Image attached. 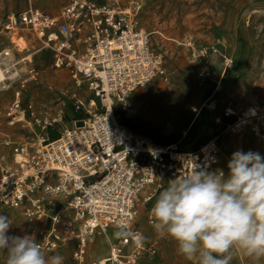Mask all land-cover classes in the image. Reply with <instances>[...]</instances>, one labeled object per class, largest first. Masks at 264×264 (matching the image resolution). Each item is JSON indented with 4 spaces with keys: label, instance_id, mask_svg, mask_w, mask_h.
Returning <instances> with one entry per match:
<instances>
[{
    "label": "built area",
    "instance_id": "obj_1",
    "mask_svg": "<svg viewBox=\"0 0 264 264\" xmlns=\"http://www.w3.org/2000/svg\"><path fill=\"white\" fill-rule=\"evenodd\" d=\"M141 10L140 0H67L55 13L29 5L9 15L4 25L8 32L33 35L39 48L51 53V67L67 71L75 88L85 86L97 100L59 90L55 108L25 102L26 82L37 77L29 68L12 101L0 111L7 127L27 131V139L4 134L0 140V209L18 211L50 253L70 245L74 264H136L143 250L138 241L115 237L103 262L87 260L88 243L117 225L131 228L139 208L157 198L168 181L186 174L192 163L210 172L218 164L214 140L190 150L181 149L179 142L158 146L118 123L113 108L134 116L132 93L156 78L167 79L163 55L139 26ZM179 44L194 59L216 51L215 45L204 49L191 40ZM230 64L225 61V68ZM200 75L207 79L210 73ZM219 85L202 105L191 107L193 120L202 108L216 109L213 96ZM67 99L76 114L70 127L64 125ZM213 123L225 133L264 143V104L239 111L227 104ZM53 132H58L55 139ZM129 240L133 248L125 251Z\"/></svg>",
    "mask_w": 264,
    "mask_h": 264
},
{
    "label": "rangeland",
    "instance_id": "obj_2",
    "mask_svg": "<svg viewBox=\"0 0 264 264\" xmlns=\"http://www.w3.org/2000/svg\"><path fill=\"white\" fill-rule=\"evenodd\" d=\"M67 0H0V69L4 80L0 81V111L12 101L20 80L27 78V70L37 71L35 81H27L22 98L34 106L55 108L59 90L75 91L84 101L97 100L85 86L75 88L65 70L51 67L52 55L40 49L39 43L28 32L18 31L21 37L14 38L13 32L5 30L7 17L24 10L29 5L57 12ZM97 3L105 0H94ZM123 3L128 0H121ZM142 10L139 26L149 32L153 47L164 57L166 81L156 78L150 84L137 88L131 95L136 109L132 123L140 131L156 136L162 142H179L178 146L190 150L201 139L214 140L219 147L216 171L222 170L227 177V164L237 150L258 152L264 156V143H258L249 135L236 136L220 131L213 124L221 108L230 104L239 111L253 104H264V0H140ZM191 40L197 47L209 49L205 58L194 59L190 51L179 43ZM7 53L8 56L3 57ZM225 61L230 66L225 68ZM15 65V66H13ZM210 76L203 79L201 72ZM17 72L18 77H16ZM219 91L214 111L202 108L193 120L191 107H199L213 93L216 83ZM71 100L64 107V125L70 127ZM98 111L100 105L97 104ZM218 130V132H217ZM27 139V131L18 127H7L0 119V140L3 135ZM51 135L58 136V132ZM167 187V186H163ZM144 194H141V199ZM153 198L139 208L131 229L146 238L141 243L136 264H193L181 256L176 243L170 238L159 237L148 221L149 211L155 203ZM12 223L8 235H31L29 226L18 211L0 209ZM115 229L95 234L87 246V260L103 259L110 245L116 242ZM35 238V237H34ZM133 248L129 240L125 251ZM71 246L55 253L64 257V264H74ZM51 253V254H55ZM0 264H3L0 259ZM231 264H264V258H252L234 250Z\"/></svg>",
    "mask_w": 264,
    "mask_h": 264
},
{
    "label": "clouds",
    "instance_id": "obj_3",
    "mask_svg": "<svg viewBox=\"0 0 264 264\" xmlns=\"http://www.w3.org/2000/svg\"><path fill=\"white\" fill-rule=\"evenodd\" d=\"M192 165L155 199L150 210L155 233L173 240L193 264H231L234 250L254 261L264 258V156L237 150L227 164V177L222 170ZM11 225L0 214L3 264H64L62 255L51 254L34 236L8 235ZM114 236L146 240L123 225H117Z\"/></svg>",
    "mask_w": 264,
    "mask_h": 264
},
{
    "label": "trees",
    "instance_id": "obj_4",
    "mask_svg": "<svg viewBox=\"0 0 264 264\" xmlns=\"http://www.w3.org/2000/svg\"><path fill=\"white\" fill-rule=\"evenodd\" d=\"M113 112H114V115L117 116L118 118V123L127 128L129 131L133 132V133H136V134H139L143 137H146L148 138L152 143H154L155 145H158V146H166V145H169L171 143H165V142H162L161 140H159L156 136H154L153 134H149V133H143V132H139L140 129H139V126L137 124H134L132 123V119L131 117H128L126 116L125 112H121L119 111L118 109L116 108H113ZM214 125V124H213ZM215 126V125H214ZM218 132V130H217ZM52 134V133H51ZM50 134V137L52 139H55L57 138L58 136H54V135H51ZM207 143L206 141H204L203 139L199 140L194 146H193V149L197 148L198 146L200 145H203Z\"/></svg>",
    "mask_w": 264,
    "mask_h": 264
},
{
    "label": "bare ground",
    "instance_id": "obj_5",
    "mask_svg": "<svg viewBox=\"0 0 264 264\" xmlns=\"http://www.w3.org/2000/svg\"><path fill=\"white\" fill-rule=\"evenodd\" d=\"M17 37H21V38H22L23 36H20V35L17 34V33H14V34L11 35L10 40H11V42H12L13 44H14V41H13L14 38H17ZM4 76H5L4 73H3L2 70L0 69V81L4 80ZM200 111H201V110H200ZM200 111H199V112H200ZM199 112H198V114H199ZM198 114H197V115H198ZM103 259H104V258H103ZM103 259H100V260L103 262Z\"/></svg>",
    "mask_w": 264,
    "mask_h": 264
}]
</instances>
